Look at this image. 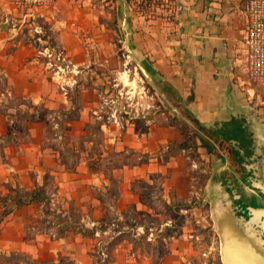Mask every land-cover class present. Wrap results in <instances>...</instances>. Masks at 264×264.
Masks as SVG:
<instances>
[{"label":"crops","instance_id":"0c3cea01","mask_svg":"<svg viewBox=\"0 0 264 264\" xmlns=\"http://www.w3.org/2000/svg\"><path fill=\"white\" fill-rule=\"evenodd\" d=\"M166 1L150 16L127 0H58L51 7L20 8L0 0V25L9 19L19 24L18 36L9 27L0 29V257L90 264L95 245L107 243L97 252L109 247L110 264H218L214 249H199L196 227H219L221 216L235 218L245 235L259 241L254 227L264 233V82L251 79L246 69L249 0ZM47 43L74 67L63 81L39 55ZM120 50L159 86L168 104L181 109L194 137L150 116H143L141 131L134 118L114 119V110L105 115L102 84L125 63ZM93 121L105 136L99 155L84 150ZM183 142L195 147L171 149ZM112 147L132 152L135 161H123L108 174L94 169L91 163L105 161ZM70 149L73 165L65 153ZM164 149L167 157L161 159ZM200 162L215 170L204 187L195 186L199 196L204 190L217 194L212 220L191 205L185 212L194 215L192 226L185 220L178 234L164 236L163 253L142 251L124 236L128 226L122 222L128 206H144L133 182L162 174L166 201L186 200L196 166L204 170ZM113 179L116 203L106 205L91 188L106 194ZM37 187L50 198L48 212L42 201L18 205L13 199ZM231 194H239L240 203L233 205ZM110 210L122 222L118 229V222L106 220ZM218 239L213 233L212 242Z\"/></svg>","mask_w":264,"mask_h":264},{"label":"rangeland","instance_id":"374dc122","mask_svg":"<svg viewBox=\"0 0 264 264\" xmlns=\"http://www.w3.org/2000/svg\"><path fill=\"white\" fill-rule=\"evenodd\" d=\"M168 3V1L162 0V3L160 5H153L151 7V15L156 16V13L158 12L157 8L166 7ZM119 41L120 39H116L115 37V42ZM119 53L123 60H125V63L124 61H122L121 69L117 68L118 71H115V73L113 72L114 76L108 78L107 82L105 84H102V88L106 87L107 90V93H105V97L103 99L104 101H107V106L102 109L103 112H106L105 115H108L107 112L114 110V119L118 117V120L123 122L125 121V117H129V119L134 118L137 126L141 131L145 129V118H143V116H150V118L155 119V122L172 123L175 126L183 129L184 133H189L191 137H194L195 133L189 129V126L187 125L183 117L186 115L183 114L181 109L176 108L175 110L173 107L175 104L173 103V106L168 104L165 99L159 94V92L156 91L155 88L159 86L155 85L156 87H154L147 81V79H144L142 73L135 68L133 58L126 52V50H120ZM22 117H24V115ZM85 139L88 141V145L84 147V150H88V152L91 151L93 155H99L101 151L100 145L104 142L105 136L103 132L100 131L97 121H93L89 124ZM81 141L82 139L77 143V148H80L79 145L81 144ZM114 148L115 147L107 149L105 161L100 162L99 159H95L91 163V166L96 170H103L106 174H108L109 170L116 166H119L123 161H128L130 163L135 161V156L132 155V152L125 151L124 153H119L116 152ZM165 149L161 152V159H165V157H167L166 153L164 152ZM65 153H67L68 164L73 165V151L70 149L66 150ZM213 156L215 155L213 154ZM209 164L210 163H206L203 165L200 162V164H198V168L202 166V168L204 169L202 171L197 169L196 166V170H194L195 172L193 173L192 178L193 185L189 189L188 198L186 200H179L177 198L174 199L173 197H171L170 204L163 196L164 191L162 184L164 182V179L162 178V174L160 175L159 173H154L150 175L149 179L141 178L135 180L133 182V189L139 196V205L144 206H141L138 211L130 206L125 209L122 222L128 227L126 228L127 230L124 236H126V238L129 240L134 238V243L137 244L136 246H138L142 251L150 253L154 257L158 254L163 253L167 249V239L163 238L164 236L166 237L170 234H178L180 227L185 222V220L188 221L189 225H191L192 223L191 220L193 219L194 215H191V212H185V208L177 210L176 205L178 203L193 206L197 205L199 208H201L202 212L206 214L205 216L211 221V205H215V198L218 197L217 194L207 190H204V193L201 194L199 198H197L194 194L196 184L199 186L203 184L204 187L207 183V180H209L210 177H214L215 170L211 167L209 168ZM212 167L215 168V166ZM213 179L216 180L215 178ZM114 182L115 180L113 179L106 194H102L98 188L92 187L91 192L93 193V196L99 199L103 198L102 200H104L103 202H106V205H115L117 185L114 184ZM26 197L24 196V198ZM239 197V194H231V199L233 200V202H231L233 203V205H237L238 203H240L238 202ZM248 201L250 203L252 202L251 196L248 198ZM44 205L45 211L48 212L47 207L49 203L44 202ZM127 205L133 204H131V202H128ZM77 215L78 213H76V216ZM105 217L107 221L112 220L118 222L119 225L115 226L116 229H118L121 225L120 223H122L117 220V215L113 210L108 211ZM135 224H137V227H140L139 235H135ZM168 224L169 227L167 226ZM173 224L174 226H172ZM130 226H132L133 229L130 228ZM191 226H189L188 228L191 229ZM211 227H196V232L201 233L202 235L200 240H197L198 242L200 241L199 243L202 245V247H199V249H214V251H216L217 253L216 255H218V260H216V263L218 262V264H224L222 256L220 254L221 236L218 231H216L215 227H213L212 229ZM258 228L259 227H254L255 231L259 234V244L261 245L262 249H264V233ZM213 233L219 238L218 241L212 242L211 236L213 235ZM105 244L101 243L100 246H103L104 248L105 246L110 247V244ZM95 246L96 250L93 252L94 255L92 256V261L90 264H110L111 258L109 257V254L106 260L102 261V258L99 256L100 254L97 252L99 250V248L97 249V246H99V244H96ZM193 246L197 245L194 244ZM108 249L106 250L107 252ZM209 257L210 254L208 256H205V259L207 261H210ZM9 261L13 263H17L20 261L26 264L29 262V258L24 255L20 256L16 254H13L10 259L0 257V264H4V262Z\"/></svg>","mask_w":264,"mask_h":264},{"label":"built area","instance_id":"2783aa9c","mask_svg":"<svg viewBox=\"0 0 264 264\" xmlns=\"http://www.w3.org/2000/svg\"><path fill=\"white\" fill-rule=\"evenodd\" d=\"M58 0H9L15 7H51ZM249 24L246 34V69L249 77L256 81L264 82V0H249L248 1ZM8 26L14 36H18L19 24L15 19L7 20ZM40 32V31H39ZM36 40H41L37 37ZM39 55L45 57L46 64L49 69L54 71V74L60 79L64 78L66 73L74 71L67 62L63 53L57 50L51 43H47L43 49L39 50ZM114 116V113L112 114ZM195 188L194 194L197 198L200 196ZM108 252L103 249L100 257L105 261Z\"/></svg>","mask_w":264,"mask_h":264},{"label":"water","instance_id":"95a60500","mask_svg":"<svg viewBox=\"0 0 264 264\" xmlns=\"http://www.w3.org/2000/svg\"><path fill=\"white\" fill-rule=\"evenodd\" d=\"M8 23L5 21L0 25V29H7ZM221 249L220 254L224 264H264V249L259 244L258 239L245 235L236 219H226L221 216L219 219Z\"/></svg>","mask_w":264,"mask_h":264},{"label":"trees","instance_id":"16d2710c","mask_svg":"<svg viewBox=\"0 0 264 264\" xmlns=\"http://www.w3.org/2000/svg\"><path fill=\"white\" fill-rule=\"evenodd\" d=\"M127 1L129 4H131L134 7V9L136 11L144 12L150 16H152L151 15V7L153 5H160L162 3V0H127ZM188 147L194 148L195 145L189 144L187 142H183L182 144L177 145L171 149L179 150V149L188 148ZM169 150H170V148H169ZM24 196L25 197L27 196V197L24 198ZM13 199L16 201V203L18 205L28 204L34 200L44 201L45 203H49V201H50L49 196L45 193V191L41 187H37V188L31 190L30 192H26V193L17 192ZM1 201H6V198H1ZM176 206H177V210H181L182 208H188L191 205H184L182 203L181 204L178 203ZM8 213H9V210L6 209L1 213V215L3 217ZM172 226H174V224Z\"/></svg>","mask_w":264,"mask_h":264}]
</instances>
